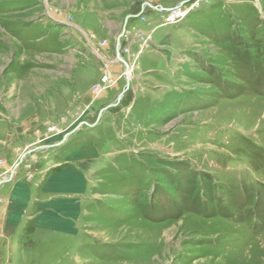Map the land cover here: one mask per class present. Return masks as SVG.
I'll return each mask as SVG.
<instances>
[{"label":"rangeland","instance_id":"1","mask_svg":"<svg viewBox=\"0 0 264 264\" xmlns=\"http://www.w3.org/2000/svg\"><path fill=\"white\" fill-rule=\"evenodd\" d=\"M183 1L0 0V264H264V0Z\"/></svg>","mask_w":264,"mask_h":264},{"label":"crops","instance_id":"2","mask_svg":"<svg viewBox=\"0 0 264 264\" xmlns=\"http://www.w3.org/2000/svg\"><path fill=\"white\" fill-rule=\"evenodd\" d=\"M97 16L99 17L101 25H102L101 27L103 28L104 18L100 13ZM105 19H106V16H105ZM135 29L136 28L134 26L131 32L127 30V32L123 38H126V40H129L132 36H134L133 34L136 35V33L134 32ZM104 30H105V33H107L108 36L110 34L111 37H109L107 45H105V46L100 45V47H101L100 48L101 49L100 54H99L100 60H98V62H99V64H102L104 66V62H105L104 60H106L109 63L108 70L111 67H113L116 71L120 69V71L122 72L124 70V67L122 68V66L119 64L120 62L116 58V54H114V51L110 46V44H111L110 39L113 38L112 37L113 34L110 33V32H113V27L110 24V22L107 24V21H106V25H105ZM128 33H130V34H128ZM93 35H95V34H93ZM95 37L97 38L96 35H95ZM98 43L100 44L99 39L97 40V44L96 43H94V44L99 45ZM139 43H140V40L135 37L134 43L131 40V41H128L124 44L125 45L124 48H128L130 51H128V52L124 51L123 52V54H122L123 59H125L130 64L133 63L134 57L136 56V52L138 51L139 46L142 45V43H140V45H139ZM136 45H137V50H136V52H134V48L136 47ZM131 58H133V59H131ZM103 66L101 67L102 71L104 70ZM133 69H134V66H133ZM116 71L113 70V73H115ZM103 72H102V74H103ZM15 178H16V175L14 174V177L11 178L10 180L14 181ZM6 196L8 198V202H7L6 208L3 210L4 212L2 214V217H3L4 221L8 222L7 226L9 227V226H13V225L18 224L19 222L21 223V221H22V211L25 210V208L22 207V180H17L13 184L11 190L6 193ZM2 231H4V229H2Z\"/></svg>","mask_w":264,"mask_h":264},{"label":"built area","instance_id":"3","mask_svg":"<svg viewBox=\"0 0 264 264\" xmlns=\"http://www.w3.org/2000/svg\"><path fill=\"white\" fill-rule=\"evenodd\" d=\"M201 0H191L188 4H182L179 6H175L172 8H169L168 10L166 9H162L161 11H166L167 15L165 17V23H178L181 22L183 19L186 18V16L189 14V12H191L193 9L198 8L200 6ZM151 38L150 35H147L146 37H144L143 35L141 36V39L143 40L141 48L142 50L148 45V41ZM104 70H105V75L102 83H106V82H110L111 79V74L106 70L109 67V63L108 61L104 60ZM112 78V77H111ZM104 87H102V85L97 84L95 86L94 92L96 93V95H99L102 91H103Z\"/></svg>","mask_w":264,"mask_h":264},{"label":"water","instance_id":"4","mask_svg":"<svg viewBox=\"0 0 264 264\" xmlns=\"http://www.w3.org/2000/svg\"><path fill=\"white\" fill-rule=\"evenodd\" d=\"M188 1V0H187ZM184 2H186V1H183V2H180V4L179 5H182V4H184ZM148 5L151 7L152 5L150 4V3H148ZM164 9H166V10H168L169 8H163V10ZM120 45V40L118 39V46ZM120 48V47H119ZM118 48V49H119ZM119 51H120V49H119ZM119 51H117V59L120 61H122V62H124L125 64H126V67L127 68H129V65H128V63L121 57V55H120V53H119ZM128 72V71H127ZM128 74L126 73V76L125 77H127V79H129L128 78V76H127ZM127 85H129V81H128V84ZM22 159V158H21Z\"/></svg>","mask_w":264,"mask_h":264},{"label":"bare ground","instance_id":"5","mask_svg":"<svg viewBox=\"0 0 264 264\" xmlns=\"http://www.w3.org/2000/svg\"><path fill=\"white\" fill-rule=\"evenodd\" d=\"M130 68V67H129ZM132 75L131 71L128 72V77L130 78Z\"/></svg>","mask_w":264,"mask_h":264}]
</instances>
